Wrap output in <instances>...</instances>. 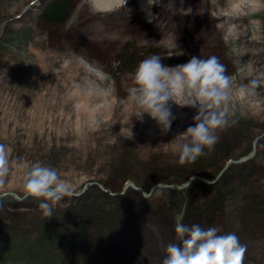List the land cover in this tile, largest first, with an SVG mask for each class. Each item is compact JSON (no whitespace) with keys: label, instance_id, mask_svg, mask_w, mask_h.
Masks as SVG:
<instances>
[{"label":"rangeland","instance_id":"374dc122","mask_svg":"<svg viewBox=\"0 0 264 264\" xmlns=\"http://www.w3.org/2000/svg\"><path fill=\"white\" fill-rule=\"evenodd\" d=\"M42 4L0 0V144L11 166L0 184V264H94L86 252L89 235L101 240L94 246L98 264H162L166 245L178 242V221L218 227L221 234L234 230L246 246L243 264H264V217L257 218L260 225L254 230L244 216L251 205L248 198L264 182L256 178L258 187L252 189L240 182L248 159L243 166L227 163L252 152V140L264 132V0H256L255 7L244 0H159L151 5L150 17L138 0H127L126 7L107 15H95L87 0H76L60 26L39 17ZM233 31L235 37L226 39ZM170 40L176 47L164 46ZM142 47L169 66L193 55L216 56L234 77L237 98L229 105L227 122L216 130L212 149L205 148L195 160L181 164L177 153L179 134L193 124L196 109L173 103L175 118L166 133L147 114L142 121L134 116L126 88L136 66L117 67L125 56L142 60L152 55L142 56ZM252 80L258 82L253 94L240 93ZM257 155L264 161V133L255 143L252 157ZM36 163L55 167L70 186L51 205L52 217L22 191L25 166ZM188 179L182 188L161 186L146 196L130 186L123 190L131 183L148 193L155 183L180 185ZM215 185L222 190L228 185L230 198L220 201L212 214L196 211L199 198L215 195ZM186 190L195 195L182 210L180 197ZM95 199L101 207L116 208L109 214L119 216V228L100 233L85 224ZM80 223V235H72L80 246L56 240ZM71 253L80 258L65 261ZM47 254L57 255L53 257L59 263L40 259Z\"/></svg>","mask_w":264,"mask_h":264},{"label":"clouds","instance_id":"9594fccd","mask_svg":"<svg viewBox=\"0 0 264 264\" xmlns=\"http://www.w3.org/2000/svg\"><path fill=\"white\" fill-rule=\"evenodd\" d=\"M244 2L249 7L256 6V0ZM148 3L156 5L159 0H148ZM87 4L93 14L107 15L126 7L127 0H87ZM235 35L233 31L225 38ZM164 46L174 48L176 43L170 40ZM171 56L170 53L168 57ZM128 79L126 91L133 103L135 118L142 121L147 114L162 133L170 130L175 118L171 110L173 103L196 109L193 124L179 134L182 143L177 155L181 164L195 160L205 148L212 149L217 141L215 132L227 122L229 105L237 98L234 77L226 74L225 65L216 56L193 55L185 63L169 66L159 54H152L138 62ZM256 87L258 82L252 80L241 86L239 92L251 95ZM99 93L108 94L103 90ZM10 170L5 146L0 144V184ZM69 187L55 167L43 163L25 166L22 191L25 197L40 201L38 206L45 216L52 217L51 205L63 199ZM174 231L178 242L166 245L162 264H243L246 246L234 233L221 234L218 227L189 226L179 221Z\"/></svg>","mask_w":264,"mask_h":264},{"label":"trees","instance_id":"16d2710c","mask_svg":"<svg viewBox=\"0 0 264 264\" xmlns=\"http://www.w3.org/2000/svg\"><path fill=\"white\" fill-rule=\"evenodd\" d=\"M75 1L76 0H43V4L38 11V15L48 25L60 26L61 24L66 22V20L68 19L69 15L71 13V10L74 7ZM126 48L128 50V47H126ZM139 53L142 56H144V55H148V54H153V51H149L146 48L144 49L142 47V50H139ZM139 61H141L140 57H134L133 55L125 56L124 58H122V62H121V60L118 62L119 67H117V68L119 70H122L120 68V66L123 65V67H126V69L131 70L132 67L136 66ZM259 143H262V140L259 141ZM257 157H258V155L255 156L254 158L252 157V158L248 159L249 161L245 160L249 163L248 172H246L243 175V179L240 182H242L243 184L247 183L248 188L250 185L251 187L249 189H252L255 187L256 182L254 180L256 178H258V179L262 180V182H264L263 181L264 180V161H262L260 159L261 157L260 158H257ZM245 161H242L239 164H241V166H243V162H245ZM226 186L228 187V185H226ZM256 186L258 187L257 184H256ZM160 187L161 186H157L154 189L157 190ZM227 187L222 190L220 188V186L215 185V187L212 190L214 192L213 195L214 194L215 195L212 196L209 200L207 199V197L205 198L204 196H203L204 199L199 198L200 202L197 203L195 210L200 211V209H198V208H201V209H204L206 212H211V214H212V210L216 209L215 207L216 206L218 207L219 204H221L220 201L224 200V202H225L226 198H230L231 188L228 187V189H227ZM239 187H241V186L237 187L236 193H237V191L240 190ZM243 187H246V186H243ZM263 187H264L263 184H260V186L258 187V190H260L259 188H263ZM109 189H112V187L111 188L109 187ZM170 189H172V188H170ZM245 190L247 191V189H245ZM258 190H257V193H256V191H254L252 193L253 194L252 197L248 198V200L251 199L250 200L251 205L248 206L250 208L247 207V210L244 211L245 218L246 219L248 218L250 220L249 221L251 224L250 226L253 227L254 230L259 229L258 226L260 224L259 225L256 224L258 221L257 218H259L261 216H262V218L264 217V194H263L264 192L261 193V190L260 191H258ZM177 191L182 192L179 189ZM226 191H227V193H226ZM104 195L106 196L107 193L104 192ZM194 195H195V193L192 190L191 191H189V190L184 191V196L180 197L181 204H182V210H184L183 207H185L187 205L188 201L194 199ZM235 196H236V194H235ZM96 201L99 202L98 200H96ZM97 202L92 204V208L85 214V219L87 218L85 221V224L87 226L94 228V229H97L96 231H98L100 233H102L101 231H104V230L106 231V229H108V227H110V229H112V228L115 229L116 227L119 228V222H118L119 216H116L115 215L116 213H114V212H112L113 214L111 213L112 215L109 214L110 211L116 212V210H114L116 208L113 207V210H112V207L108 206V205H107V208L105 206L101 207V202H99L100 205ZM102 204H104V203H102ZM89 216H90V219H88ZM182 216H183V211H182ZM261 219H260V221H261ZM237 220H238V222L242 221L241 219H237ZM81 225L82 224L80 223V225L72 226V228H74L73 233H69L68 235L65 233L56 235V237H57L56 240L63 243L64 245H66L68 247L71 246L72 248H75L77 245L80 246L81 243L79 244L78 241L75 242L73 240L72 235L77 234V233L80 235L79 230L83 227ZM256 226L258 228H256ZM84 228L87 230V227H84ZM249 230H250V228L247 231H245V229H244L245 234L249 233ZM233 231L234 230H232L231 232L233 233ZM235 232H237V231L235 230ZM242 232H243V230H242ZM94 238L95 237H93V235H91V236L89 235V237H87V240H88L87 243H89L91 247L86 252H87V256H89V258H91L92 262L94 264H98L96 262V260L98 258V254H97V251L94 249V246L99 245V243H101V240H100V238H98L97 240ZM123 238L124 237H122V236H121L120 240H119V238H117L118 242L123 241ZM31 245L36 246L39 244H38V241L33 242V240H31ZM110 247H111V245L109 246V249H110V251H112ZM56 248H57V246H56ZM111 253H113V252H111ZM76 255L78 258H80V256L78 254H76ZM76 255L72 254V253L66 254L65 255V258H66L65 261L72 260L73 257ZM53 256H54V254H53ZM53 256H51L50 254H47L45 256L40 255V259L46 260L50 263L51 262L53 263V261H57L54 259V257H56L57 255H55L54 257ZM57 263H59V262L57 261ZM60 264H62L61 260H60Z\"/></svg>","mask_w":264,"mask_h":264},{"label":"water","instance_id":"95a60500","mask_svg":"<svg viewBox=\"0 0 264 264\" xmlns=\"http://www.w3.org/2000/svg\"><path fill=\"white\" fill-rule=\"evenodd\" d=\"M263 133H264V132H263ZM263 133H262V134H263ZM262 134L255 136L254 139L252 140V148H253V149H252V150H253L252 152H250V153H248V154H245V155H243V156H241V157L235 158V159H230V160L227 161V163H229V162H231V163H237V162H241V161H244V160H247V159L251 158V157L253 156V154H254V149H255V143H256V140H257ZM222 169H224V167H223ZM222 169H221V170H222ZM190 179H191V178H190ZM190 179H188L187 181H185L183 184H180V185L173 184V183L168 184V185H164V184H160V183H155V184H153V185L151 186V188H150V190L148 191V193H144L143 190H142V188H140V187H138V186H135V185H133V184H131V183H125L124 186H123V190H124L126 187L130 186V187H132V188H134V189H136V190H139L144 196H146V195L150 194V191L153 190V188H155V187H157V186H171V187H174V186H175L176 188H182V187H184L185 185H187V184L189 183ZM213 180H214V179H213ZM213 180H211V181H213ZM88 184H89V185H90V184H95V185H97L99 188H101L103 191H106V189L102 188L101 185H100L98 182H96V181H90V182H88ZM85 185H86V184H85ZM85 187H86V186H84L83 189H84ZM8 193L13 194L12 192H8ZM80 193H81V190L78 191V192L71 193V194L76 195V194H80ZM110 194H113V192H110Z\"/></svg>","mask_w":264,"mask_h":264},{"label":"bare ground","instance_id":"6f19581e","mask_svg":"<svg viewBox=\"0 0 264 264\" xmlns=\"http://www.w3.org/2000/svg\"><path fill=\"white\" fill-rule=\"evenodd\" d=\"M138 2L141 6L140 9L144 12V14L148 15L149 17L152 16L153 11L148 3V0H138Z\"/></svg>","mask_w":264,"mask_h":264}]
</instances>
